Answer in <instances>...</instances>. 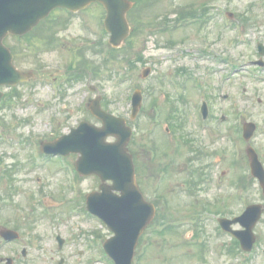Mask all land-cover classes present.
<instances>
[{"label":"rangeland","instance_id":"374dc122","mask_svg":"<svg viewBox=\"0 0 264 264\" xmlns=\"http://www.w3.org/2000/svg\"><path fill=\"white\" fill-rule=\"evenodd\" d=\"M141 2L131 18L140 19L143 23L137 26L144 31L134 33L116 53L107 45L108 35L102 32L105 13L96 4L73 17L55 11L34 32L43 43L31 46L29 39L5 40L8 47L18 48L15 66L41 78L0 87L4 94L0 100V226L17 229L20 235V244L0 240V259L12 258L14 264H111L88 243L93 240L98 248L97 241L111 236L105 225L91 218L82 220L71 211L76 203L87 217L83 198L97 189L99 180L76 177L77 155L45 156L39 149L40 142L68 134L81 121L99 127L87 105L100 96L107 111L125 118L132 128L129 150L135 158L137 184L145 200L156 206L154 224L139 239L132 264H264V213L253 230L256 243L250 253L234 248L232 238L220 232L216 222L219 217L238 216L251 204L264 205L244 159L250 145L264 167V67L250 64L259 59L256 43L264 44V0ZM209 2L215 5L205 25L187 20L162 32L164 21L173 27L179 7L199 10ZM226 12L233 14L229 27L223 23ZM168 41L175 45H167ZM205 43L212 53H227L230 63L203 67L194 54ZM81 63L85 73L73 80L69 70ZM145 68L150 72L143 79ZM165 75L187 89L186 101L164 83ZM195 83L201 88H194ZM135 89L141 91L143 105L130 121ZM225 95L227 99L222 98ZM203 100L213 112L207 130L195 113ZM236 109L241 116L237 117ZM169 114L173 122L167 120ZM222 115L227 118L223 123ZM241 122L256 125L249 143L241 139ZM168 125H173L170 132L165 131ZM180 135L190 136L200 157L190 153ZM160 169L167 172L158 185ZM188 186L196 190L194 194L186 191ZM161 222L172 226L163 236L154 232ZM57 235L65 240L61 250ZM23 248L25 258L20 254Z\"/></svg>","mask_w":264,"mask_h":264},{"label":"water","instance_id":"95a60500","mask_svg":"<svg viewBox=\"0 0 264 264\" xmlns=\"http://www.w3.org/2000/svg\"><path fill=\"white\" fill-rule=\"evenodd\" d=\"M98 2L106 10L104 27L111 34L110 44L117 47L127 37L129 28L125 14L131 8L127 0H0V85H10L28 76H22L12 65V55L2 45L7 34L23 35L35 27L55 8L63 7L73 11L83 9L88 4ZM2 95L0 94V97ZM140 95L136 93L133 117L139 104ZM91 113L103 123V128L96 129L87 124L80 126L68 137L67 146L74 153H80L77 169L83 174H97L102 182L111 180L112 186L101 185V193L91 194L87 199L90 212L99 215L115 233V237L105 244L106 251L117 264H129L138 236L154 214L153 208L145 204L137 191L134 182L131 156L127 154L126 145L131 136V130L125 127L123 119L115 118L101 111L99 102L90 106ZM254 126L247 125L244 135L248 138ZM114 135L117 142L105 144L104 139ZM51 145H43V150ZM69 148H57L54 151L66 153ZM66 151V152H65ZM252 174L259 179L264 193V172L252 150H248ZM119 191L120 197L111 194ZM261 215V207L250 206L243 215L232 221L221 220V226L226 231L230 225L239 223L244 230L232 232L245 251H249L254 242L252 229ZM6 238H15L9 231H2Z\"/></svg>","mask_w":264,"mask_h":264}]
</instances>
